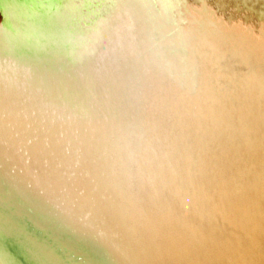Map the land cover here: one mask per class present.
<instances>
[{
	"label": "bare ground",
	"instance_id": "obj_1",
	"mask_svg": "<svg viewBox=\"0 0 264 264\" xmlns=\"http://www.w3.org/2000/svg\"><path fill=\"white\" fill-rule=\"evenodd\" d=\"M242 1L0 0V264H264Z\"/></svg>",
	"mask_w": 264,
	"mask_h": 264
},
{
	"label": "rangeland",
	"instance_id": "obj_2",
	"mask_svg": "<svg viewBox=\"0 0 264 264\" xmlns=\"http://www.w3.org/2000/svg\"><path fill=\"white\" fill-rule=\"evenodd\" d=\"M193 2L194 0H190ZM253 3V6L263 7V0H248ZM257 1V2H256ZM208 4L216 9L218 14L223 15L225 18L232 17L235 20H243L244 23H250L254 26V30L257 31V27L260 25L256 10L249 9L242 0H225L222 7H219L218 0H207ZM228 3V4H227ZM261 5V6H260ZM246 12V14H245ZM1 20V15H0Z\"/></svg>",
	"mask_w": 264,
	"mask_h": 264
},
{
	"label": "water",
	"instance_id": "obj_3",
	"mask_svg": "<svg viewBox=\"0 0 264 264\" xmlns=\"http://www.w3.org/2000/svg\"><path fill=\"white\" fill-rule=\"evenodd\" d=\"M0 15H1V17H3V16H4V15H3V12L0 11Z\"/></svg>",
	"mask_w": 264,
	"mask_h": 264
}]
</instances>
